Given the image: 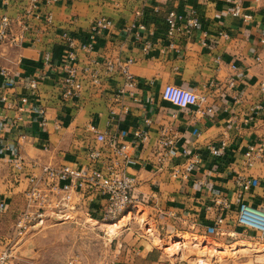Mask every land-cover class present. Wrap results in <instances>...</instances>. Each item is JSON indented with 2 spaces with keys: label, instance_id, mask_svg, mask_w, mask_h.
Instances as JSON below:
<instances>
[{
  "label": "crops",
  "instance_id": "1",
  "mask_svg": "<svg viewBox=\"0 0 264 264\" xmlns=\"http://www.w3.org/2000/svg\"><path fill=\"white\" fill-rule=\"evenodd\" d=\"M235 5L251 17L248 22L231 15ZM170 12L184 18L196 13L199 29L191 36L179 34L169 39L166 18ZM49 14L52 23L46 21ZM2 16L11 19L12 30L6 41H0V70H9L12 87L2 88L0 76V96L13 103L30 97V105L20 114L24 122L16 128L10 124L19 114L0 100V201L7 203L6 211L0 213V257L6 254V264H46L45 248L32 240L56 232L55 226L71 224L48 217L22 236L17 234V220L25 204L24 176L30 171L24 170L17 182L10 160L11 151L19 147L18 136L27 135L20 148L26 160L82 166L90 149H106L89 126L107 138L115 136L134 145L127 172L142 185L136 196L144 193L149 197L148 205L135 206L129 213L132 219L119 235L115 250L119 259H106L104 264H189L181 255L191 238L217 240L223 245L250 243L252 251L264 246L255 234L242 232L235 223L242 202L264 209V161L248 167L245 156L250 145L264 143V113L253 110L262 101L258 85L264 81V45L260 43L264 0H0ZM100 18H106L110 26L98 35L93 51L78 49L79 67L93 68L92 61L132 59L130 71L138 80L137 89L120 96L122 76L114 75L96 85L82 73L80 98L64 103L58 88L68 53L64 35L75 38L79 46L85 44ZM221 32L230 37H220ZM14 38L19 43H13ZM147 44L149 52L145 51ZM216 58L222 60L220 66ZM31 78L39 83L35 95L28 87ZM231 78L236 81L233 88H208L211 81L227 83ZM166 85L209 96L206 104L214 113L203 117L193 109H178L164 101ZM40 106L46 108V129L39 126L36 109ZM146 120L151 124L146 125ZM164 127H171L178 138L170 159L160 169L157 149ZM138 131L147 133L146 141L136 140ZM222 143L227 145L224 155L213 156L210 148ZM186 149L188 155L183 153ZM175 170L180 171L179 178L172 177ZM238 175L256 181L242 199L235 183ZM217 198L231 205L218 230L214 228L215 214L205 217V207ZM176 240L181 247L174 252L171 245Z\"/></svg>",
  "mask_w": 264,
  "mask_h": 264
},
{
  "label": "built area",
  "instance_id": "2",
  "mask_svg": "<svg viewBox=\"0 0 264 264\" xmlns=\"http://www.w3.org/2000/svg\"><path fill=\"white\" fill-rule=\"evenodd\" d=\"M233 17H241L244 21H249L250 16L244 15L239 5L230 9ZM52 15L46 17L48 23H52ZM167 32L169 39L175 38L179 34L191 36L200 27L199 17L192 13L184 18L175 12H170L166 18ZM110 22L106 18L97 19L91 27L89 41L82 45H77L75 38L68 34L64 35L68 49L67 60L64 65V77L58 84L59 96L62 102L79 99L83 90L80 75L84 73L91 81L100 85L105 79L120 75L124 79L123 86L118 94L123 96L130 94L137 89L138 80L131 73L130 66L134 64L132 59L124 62L107 59L103 62L92 61L93 68L81 69L78 62V49L82 51H93L98 35L107 30ZM12 30L11 19L7 16L0 18V41H6ZM220 37L228 39L230 35L225 32L219 33ZM13 43H19V39L14 38ZM206 44V41H203ZM260 43L264 45V37ZM150 44L145 46V51L149 52ZM259 60V58H258ZM222 60L215 59V63L220 66ZM102 68V69H101ZM235 69V67H234ZM2 77V88H11L10 72L3 68L0 70ZM38 81L31 78L28 87L31 94L35 95L38 90ZM223 86L233 88L236 81L230 79L227 83L211 81L210 89L220 90ZM258 90L262 101L253 107L255 112L264 113V81L259 83ZM30 97H23L19 103H13L7 96L1 95L0 100L6 102L9 109H14L19 114L11 122L10 126L16 128L17 124L23 123L22 114L30 105ZM164 101L172 104L178 109H193L196 114L207 117L214 113V108L207 105L209 96L198 95L195 91L174 85H166L162 91ZM39 115V126L42 129L48 127L46 108L40 106L36 109ZM151 121L146 120V125ZM58 129L59 125L56 124ZM88 130L96 137V141L106 146V149L93 148L88 151L87 163L82 166L61 165L51 166L39 163L37 160H26L21 155V142L27 138L26 134L18 136V148L11 152V166L17 182L21 180V173L30 169L24 176L26 187L23 191L25 200L24 208L17 220V234L22 236L32 226L43 223L48 217H54L61 222L74 224H85L92 222L102 225L119 222L126 214H129L135 206L148 205L149 197L144 193L136 196L142 187L137 176L127 172V163L134 145L120 141L117 137L107 138L105 134L98 133L94 126H89ZM3 131L0 125V136ZM136 140L144 142L147 140V133L138 131L135 134ZM178 135L171 127H164L158 143L157 163L161 169L168 162L177 143ZM136 144V143H135ZM226 143H222L219 148L211 147L210 152L215 157H221L226 151ZM8 148H6L7 150ZM48 150V145L45 146ZM10 150V149H9ZM185 155L189 154L186 149ZM247 166L252 167L257 161H264V143L250 145L245 154ZM198 158L196 161L198 162ZM180 171L175 170L172 177L179 178ZM187 177L186 175H182ZM255 180L238 175L235 179L238 187V196L242 199L251 191ZM20 183V182H19ZM231 205L226 199L217 198L212 205L205 207V217L209 218L215 214L214 228L219 229L225 222V211ZM7 203L0 201V213L5 212ZM235 223L239 230L245 233L255 234L257 242L264 244V209H257L246 203H240L235 213ZM218 234V231L217 233ZM7 256L0 257V264H6ZM66 264H78L76 261H69Z\"/></svg>",
  "mask_w": 264,
  "mask_h": 264
},
{
  "label": "rangeland",
  "instance_id": "3",
  "mask_svg": "<svg viewBox=\"0 0 264 264\" xmlns=\"http://www.w3.org/2000/svg\"><path fill=\"white\" fill-rule=\"evenodd\" d=\"M129 215L130 217L126 218V214L120 220L124 225L119 221L106 225L87 222L80 225L71 223L55 226L58 229L56 232H49L47 237L36 238L32 243L45 248L46 264H66L69 261H76L78 264H104L106 259H119L115 250L118 239L121 238L119 235L125 233L124 229L132 219V214ZM190 240L192 242H185L183 245V255H181L189 264H264V246H256L257 248L252 251L253 245L250 243L242 242L244 246L233 249L236 244L223 245L212 239L205 241L191 238ZM172 241L174 239L171 243ZM199 242L205 244L199 245ZM171 247L174 249L171 251L176 252L181 245L176 240Z\"/></svg>",
  "mask_w": 264,
  "mask_h": 264
},
{
  "label": "bare ground",
  "instance_id": "4",
  "mask_svg": "<svg viewBox=\"0 0 264 264\" xmlns=\"http://www.w3.org/2000/svg\"><path fill=\"white\" fill-rule=\"evenodd\" d=\"M122 224H123V223H122ZM117 227H118V226H117ZM237 245H238V246H239V245H241V246H242V245H245V244H243V243H240V244H237ZM237 245H236V246H234V248H233V249H236V247H238ZM218 249H219V248H218Z\"/></svg>",
  "mask_w": 264,
  "mask_h": 264
}]
</instances>
